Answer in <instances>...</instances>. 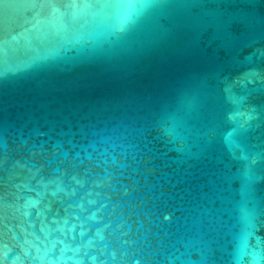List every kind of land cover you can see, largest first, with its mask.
<instances>
[{"label": "water", "instance_id": "water-1", "mask_svg": "<svg viewBox=\"0 0 264 264\" xmlns=\"http://www.w3.org/2000/svg\"><path fill=\"white\" fill-rule=\"evenodd\" d=\"M0 264H264V0H0Z\"/></svg>", "mask_w": 264, "mask_h": 264}]
</instances>
